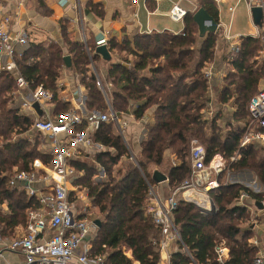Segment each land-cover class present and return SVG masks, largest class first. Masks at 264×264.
<instances>
[{"label":"trees","instance_id":"obj_1","mask_svg":"<svg viewBox=\"0 0 264 264\" xmlns=\"http://www.w3.org/2000/svg\"><path fill=\"white\" fill-rule=\"evenodd\" d=\"M196 1L197 8H204L218 24L217 3ZM87 5L93 14L103 16L101 4L89 2ZM192 13H186L183 30L178 34L164 30L123 38L113 35L108 39L109 52L123 54L121 60L107 61V86L102 83L111 107L118 116L131 111L137 120L146 116L150 120L144 123L136 164L112 121H99L92 130V138L103 146L102 150L93 152L90 161H71L76 172L73 185L84 192L100 214V224L90 239V255L103 256L102 264H132L122 252L125 245L130 248L134 263L159 264L161 230L148 211L149 186L155 184V172L166 177L169 190L189 177V142L193 138L204 147L206 162L215 154L229 161L238 153L231 168L252 170L264 185V142L252 141L239 147L243 129L233 125L234 121L243 122L249 117V100L264 84L260 39L243 35L237 49L226 52L219 61L224 64L225 73L219 87L215 86L213 99L211 80L204 73L217 59L215 51L222 32L219 28L218 32L199 37ZM68 23L69 20L61 23L62 45L52 40L29 41L20 48L22 55L16 60L19 72L31 87L42 85L53 95L55 115L70 108V103L58 94L63 69L77 76L83 86L86 111L105 112L107 104L90 66V59L95 64L101 56L95 53V45L88 44L89 58L84 45L68 36ZM262 26L263 23L259 30ZM65 56L69 57V65L64 61ZM15 91L11 74L0 71V228L3 237L13 236L15 229H24L27 209L38 206L25 191L8 185L9 175L14 168L30 170L35 159L42 164H48L51 159L37 149V139L33 143L24 135L32 132L33 119L21 114L17 103L12 101ZM214 100L217 111L212 107ZM210 108L211 114L206 116ZM224 110L228 120L227 129L222 132L219 121ZM122 159L124 166L116 169ZM100 170L105 178L96 181ZM223 174L219 185L209 191L216 208L213 213L203 214L194 204L177 198L171 217L181 241L175 243L169 264H219L214 251L219 242L228 249L224 264H253L258 247L250 243L254 234L250 228L251 212L238 204V198L246 191L257 207L264 200V194L254 193L239 183L224 184Z\"/></svg>","mask_w":264,"mask_h":264},{"label":"built area","instance_id":"obj_2","mask_svg":"<svg viewBox=\"0 0 264 264\" xmlns=\"http://www.w3.org/2000/svg\"><path fill=\"white\" fill-rule=\"evenodd\" d=\"M136 1L130 0L131 5H134ZM182 1L184 0H175L170 8L169 17L173 21H182L188 12L182 5ZM213 1L218 3L221 0ZM244 1L248 8L261 6L264 14V0ZM71 2L77 14L74 23L79 31L78 40L84 45L90 58L91 53L83 30L80 0H60L61 5ZM256 37L260 39L264 59V16L262 30L257 33ZM226 39L231 40L229 37ZM28 42L26 31L21 30L11 35L7 27L0 23V71L4 70L13 77L16 86L13 97L20 99L18 105L20 113L33 119L31 128L44 136L45 143L42 145L45 149L44 153L48 154L51 159L48 164H42L35 159L30 170H14L9 175L8 185L25 191L28 197L36 200L38 206L27 209L24 229L17 230L13 236L3 237L0 228V261L4 260V252L8 250L19 252L23 256V264H102L103 256L90 255V239L96 228L94 220L89 219L86 214L79 216V211L76 210L77 203L70 196V193L75 191L72 185L76 173L71 161L79 159L83 151L96 152L103 149V146L95 142L91 135L94 126L99 121H112L125 142L124 128L128 126L127 118L118 116L111 107L91 59V70L96 78L95 83L105 98L106 111L87 112L84 104L85 98L80 95L71 99L73 104L71 108L59 115L53 114L50 107L53 95L42 85L31 87L19 72L16 60L22 55L20 48ZM107 42L108 39L102 36L96 41L95 47L97 45L107 46ZM237 46V43L230 44L231 49L236 50ZM214 69L211 63L207 66L204 75L208 81L213 78ZM248 111L249 117L244 125L239 147L252 141H264V84L249 100ZM210 114L211 108L205 112L206 116ZM128 116L134 117L131 111L127 113L126 117ZM83 124L85 128L80 129ZM237 158L238 153L230 157L229 161H226L222 155L215 154L206 162L204 147L197 139H191L189 142V177L164 198L157 197L152 191V186H149V195L153 197L148 211L153 223L161 230L160 252L168 250L171 243L181 241L171 217L177 198L181 197L194 204L203 214L213 213L216 208L209 191L219 185V177L222 173H224V184L232 183L230 175L233 169L230 165ZM37 184L41 187H37ZM246 187L254 193L264 194V185L256 181H252ZM238 204L246 207L253 215L255 202L248 197L246 191L240 193ZM262 209L264 211V200ZM254 223H256L255 219L250 221L251 229ZM250 243L258 247L253 264H264V246H260L256 238L250 239ZM183 249L188 252L185 247ZM214 251L217 262L224 264L228 257V249L224 243H217ZM188 255L193 261L191 255L189 253Z\"/></svg>","mask_w":264,"mask_h":264},{"label":"crops","instance_id":"obj_3","mask_svg":"<svg viewBox=\"0 0 264 264\" xmlns=\"http://www.w3.org/2000/svg\"><path fill=\"white\" fill-rule=\"evenodd\" d=\"M89 2L101 4L103 16L99 17L96 14H93L87 5ZM174 2L175 0H137L134 5H131L130 0H80L82 5L83 30L87 42L90 45H95L96 41L102 36L107 39L113 35H116L118 38H123L124 36L129 37L135 33H149L151 31L161 32L167 30L174 34H178L183 30L184 23L183 20L173 21L169 17V11ZM188 3L189 7H184L189 12H193L197 9V1H188ZM220 3H222L223 6L221 8L222 12L218 7V25L221 29L222 36L216 46L215 52L217 59H215V62L211 63L215 68L213 78H216L217 74L223 75L225 73L223 68L224 64H219V61L225 56L226 52L231 49L230 44H238L239 38L243 36L239 33L233 36L230 32L231 24L235 18L234 12L240 4H245V11L253 25L251 28L252 31L247 32L250 33L247 35L256 37L257 33L260 31L259 28L254 25L250 8H248L244 0H221L217 3V6ZM76 16L77 14L73 2L61 5L60 0H0V23H3L7 27L11 35H15L21 30L26 31L28 40L33 42L52 40L62 45L61 23L65 20H69L66 30L68 36L71 39L78 40L79 31L74 23ZM227 16L230 18L228 23L226 22ZM227 37L231 40L227 41ZM111 56V61H113L112 53ZM259 59L264 60L262 56L259 57ZM100 60L104 61L102 58H100ZM58 87L60 98L63 101H68L70 103V108L73 105L71 100L73 97L82 95L85 98L84 88L78 81L77 76L71 74L66 69H63L60 75ZM215 90V88H211V96L215 97ZM12 101L19 105L20 99L16 96H12ZM50 107L52 109L51 112L53 113L54 103H51ZM124 116L127 118L128 126H126V128L128 127V133L134 136L133 141L139 145L140 140L144 137V123H147L150 119L146 116L141 120H137L134 117H126L127 113ZM41 136L43 137L44 145L45 138L43 135ZM127 141L128 138L125 136L126 145L128 143ZM93 152L95 151H87L84 156H88ZM79 159H83V155ZM99 175L104 176L102 170L98 172L97 176L99 177ZM230 181L245 186L252 181H256L258 184H263L256 174L248 169L233 170L230 175ZM166 184L167 181L154 184L152 191L157 197H159V192H161L160 196L164 198L162 192L167 189ZM36 186L39 188L41 187V185L38 184ZM72 188L75 190L77 196L79 195L78 197L82 204V207L78 210V215L86 214L89 219L91 215H94V218H100L98 210L92 206L90 200L83 191L74 185H72ZM18 190L21 189L18 188ZM152 197L153 195H149V205L152 204ZM3 208L5 209L6 206L3 205ZM252 212L253 215L251 214L250 221L254 219L256 220V223L252 224V231L254 233L253 238L258 240L260 246H264V211L262 209V203L253 208ZM97 214L99 215L98 217ZM18 229H15V231ZM175 248L176 244L171 243L168 250L161 251L159 264H169V257ZM122 252L130 258L132 264H138V262H133L131 251L128 246H123ZM4 255L5 258L0 261V264H23V256L19 252L7 250L4 252Z\"/></svg>","mask_w":264,"mask_h":264},{"label":"rangeland","instance_id":"obj_4","mask_svg":"<svg viewBox=\"0 0 264 264\" xmlns=\"http://www.w3.org/2000/svg\"><path fill=\"white\" fill-rule=\"evenodd\" d=\"M182 5L185 6V7H189V3L187 1H182ZM223 6L222 3L218 4V7L221 9ZM221 12H222V9H221ZM224 14V13H223ZM232 14V13H231ZM234 21L233 23L231 24V34L234 36L236 34H242V35H247V34H250V33H247V32H251V28L253 27L252 23L250 22V18L248 17L247 15V12L245 11V4L242 3L239 5V7L236 9V11L234 12ZM226 22L228 23L229 19L228 16L226 17ZM231 35V36H232ZM123 54L120 55L118 53H113V59L114 60H121ZM262 56V53H261V44H260V48H259V57ZM94 66L96 68V71H97V74L100 78V80L102 81L103 85L104 86H107V81L105 80V71L107 69V61H101V60H98V61H95L94 62ZM260 63V62H259ZM259 67V66H258ZM221 77L222 75L220 74H217V77L216 78H212L211 81H210V85H211V88L214 89L216 88L217 86L219 87V85L221 84ZM216 86V87H215ZM218 89V88H217ZM217 91V90H216ZM213 99H215V97L213 96ZM216 102L214 100V105L212 106L213 110L214 111H217L218 110V106H216ZM223 113V117L221 119V121H219L220 123V127H221V130L222 132H224L226 129H227V126H226V121L228 120V114L227 112L224 110L222 111ZM124 116V115H123ZM243 122H233V125H239V127H242V129L244 130V125L246 124V122L248 121V118L242 120ZM115 126V125H114ZM128 128V127H127ZM127 128H124V136H127L128 138V143H127V148L132 156V161L134 162V164H136V159L135 157H137V148H138V143L134 142L133 141V138L134 136L130 135V133H128V129ZM243 130H242V134H243ZM26 135L30 141H32L33 143L35 142V140L37 139L38 141V145H37V149L39 151H41L42 153L45 152V149L44 147L42 146L43 145V137L42 136H37V133H35L34 131H32L31 133L29 134H24ZM193 139H197V138H193ZM198 140V139H197ZM1 146V144H0ZM2 147V146H1ZM83 160H86V161H90L91 157H92V153H90L88 156H84L85 155V152L83 151ZM135 155V156H134ZM124 159H122L118 164H117V168L118 169L119 167L121 166H124ZM17 168H14L13 170H16ZM98 177V176H96ZM95 177V180L96 181H101L103 178H105V175L104 176H100L98 178ZM249 184V183H248ZM171 189H165L163 190L162 192V195H164V197H167L170 193ZM84 193V192H83ZM161 192H159V197H162L160 196ZM79 196V195H78ZM77 196L76 192L74 191L73 194L71 195V198H74V200L76 201V203L78 204V207L76 208L77 210L80 209V207H82V204H81V200L80 198ZM76 197V198H75ZM87 199V198H86ZM88 200V199H87ZM76 204V206H77ZM97 216H99L97 214ZM92 217V218H91ZM90 219H93L94 218V215H91ZM95 219H100V218H94L93 220ZM20 229H18L19 231ZM16 232V231H15ZM80 253V252H78Z\"/></svg>","mask_w":264,"mask_h":264},{"label":"water","instance_id":"obj_5","mask_svg":"<svg viewBox=\"0 0 264 264\" xmlns=\"http://www.w3.org/2000/svg\"><path fill=\"white\" fill-rule=\"evenodd\" d=\"M250 13H251V17H252L254 25H256L257 27L261 26V24L263 23V16H264L262 7L252 6L250 8ZM192 14H193L192 18L198 27L199 37H203L204 34L207 32L214 33V32L219 31V25L214 20V18L209 13H207V11L204 8L198 7L197 9L193 11ZM95 53L99 54L101 58L105 61H111L112 59L111 53L109 52V49L105 45H97L95 47ZM64 61L66 65H69L68 56L64 57ZM165 180H166V177H164L160 173L158 172L154 173L155 183L163 182ZM94 224L95 226L98 227L100 224L99 219H95Z\"/></svg>","mask_w":264,"mask_h":264}]
</instances>
